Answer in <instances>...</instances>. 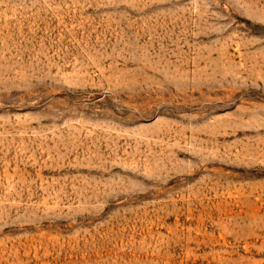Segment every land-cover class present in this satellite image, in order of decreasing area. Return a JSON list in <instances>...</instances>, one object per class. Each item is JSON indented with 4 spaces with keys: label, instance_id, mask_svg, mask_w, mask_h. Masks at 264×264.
I'll list each match as a JSON object with an SVG mask.
<instances>
[{
    "label": "rangeland",
    "instance_id": "rangeland-1",
    "mask_svg": "<svg viewBox=\"0 0 264 264\" xmlns=\"http://www.w3.org/2000/svg\"><path fill=\"white\" fill-rule=\"evenodd\" d=\"M0 264H264V0H0Z\"/></svg>",
    "mask_w": 264,
    "mask_h": 264
}]
</instances>
